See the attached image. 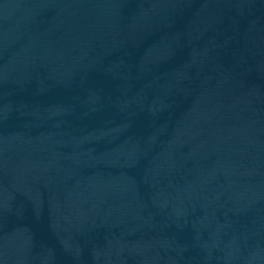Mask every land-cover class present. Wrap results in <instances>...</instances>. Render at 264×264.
Returning a JSON list of instances; mask_svg holds the SVG:
<instances>
[{"label": "water", "instance_id": "1", "mask_svg": "<svg viewBox=\"0 0 264 264\" xmlns=\"http://www.w3.org/2000/svg\"><path fill=\"white\" fill-rule=\"evenodd\" d=\"M0 264H264V0H0Z\"/></svg>", "mask_w": 264, "mask_h": 264}]
</instances>
